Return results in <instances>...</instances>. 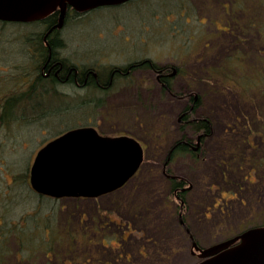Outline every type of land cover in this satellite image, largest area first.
<instances>
[{"label": "rangeland", "instance_id": "374dc122", "mask_svg": "<svg viewBox=\"0 0 264 264\" xmlns=\"http://www.w3.org/2000/svg\"><path fill=\"white\" fill-rule=\"evenodd\" d=\"M245 1L137 0L67 20L58 36L73 62L118 65L141 55L182 72L163 93L150 69L135 71L145 90L117 83L96 109L78 108L81 96L96 93L70 84L36 86L23 97L14 119L0 123V264H195L190 235L207 248L264 222V27L247 20L264 0L238 10ZM31 32L40 28L0 25V108L32 82V74L22 77L33 57L24 43ZM220 60L217 81L211 70ZM188 86L199 101L190 117H207L210 135L194 157L181 154L163 168L174 141L193 134L177 123L176 97ZM81 125L136 138L144 147L136 176L93 199L34 194L27 168L35 153ZM163 169L185 182L182 206Z\"/></svg>", "mask_w": 264, "mask_h": 264}, {"label": "water", "instance_id": "95a60500", "mask_svg": "<svg viewBox=\"0 0 264 264\" xmlns=\"http://www.w3.org/2000/svg\"><path fill=\"white\" fill-rule=\"evenodd\" d=\"M128 1L0 0V22L32 23L57 13L54 28H61L68 8L85 13ZM142 161L143 149L135 138L102 136L93 127H76L36 152L29 185L37 194L55 199L98 198L124 186ZM190 239L191 252L199 258L195 264H264V226L248 228L207 248H200L191 235Z\"/></svg>", "mask_w": 264, "mask_h": 264}, {"label": "flooded vegetation", "instance_id": "af4514ba", "mask_svg": "<svg viewBox=\"0 0 264 264\" xmlns=\"http://www.w3.org/2000/svg\"><path fill=\"white\" fill-rule=\"evenodd\" d=\"M90 11L85 12V13H77L75 11L73 12L76 14H79L80 16H83L89 13ZM64 22H65V18L63 20L62 26ZM185 22L187 23L188 21L185 20ZM233 22L236 23L237 20H233ZM238 28L239 27L237 25L234 30L236 29L238 30ZM52 29L59 30L61 28H54L53 26H50L47 32L50 33ZM126 40H127L126 43L129 41H132L130 37H127ZM140 40H142L144 42V46H146V40L145 39L143 40L141 38ZM44 45L47 47L48 46L47 42H45ZM212 48L213 47H208V50H207L208 53H210L209 49L211 51ZM98 59H99L98 61L96 60V61H91V62H84L83 64L79 62L77 64L78 68L75 73L76 77L74 78V82L76 83V88L80 91L89 89V90H92L94 93H96V95L94 94L92 96H86V97L81 96L80 99L78 100V108H86V107L91 106V108L93 107L94 109H96L100 107L102 103L106 101L108 102V100H110V96L111 95L113 96V88H114V85H117V83L120 84L118 86H126L128 88H133V91L135 92H139V93L142 92V90H145L147 86L143 84L145 83V81H142V83L140 84H138L139 81H134L133 76L135 74V71L150 69L152 73H155V79L153 80V83L155 84L157 89L163 93L171 92L172 87H173L172 84H173L174 78L178 76L179 73L182 72L181 67L178 66V64L176 63H173V62L159 63L160 61H158L157 64H160V66L158 67L156 64L153 63L151 59L144 58L141 55L140 57L138 55V57L129 59L127 61L123 60V62L118 65L110 63L108 61L109 60L108 58H105V59L98 58ZM99 62H103V64H99ZM89 75H92L91 80L89 79ZM190 89L191 88L188 86V88L186 89L188 92L186 94H182L176 97L178 102H183V106L177 117V123L182 128L187 127L189 131H192L193 134L190 136L188 135H186L185 137L183 136V138H180L174 141V143L176 142L182 143V145L186 147L191 157H194L196 154H198L202 150V144H203L204 139L210 135L209 134L210 133V121L207 117H203V116H199L195 119L194 117H192L194 116L193 114H194L195 109H197L196 107H198L199 101H198L197 96L194 94L193 90L192 89L190 90ZM191 114L192 116L190 117ZM196 121L198 122L201 121V124L199 123V125L197 126L201 125L203 127L202 131L198 133L195 132L194 127H193ZM80 127H92V126L91 125L90 126L81 125ZM96 131L102 136H107V135H103L99 130H96ZM119 136H128V135H115L111 137H119ZM130 137H133V136H130ZM172 145L168 149L167 157L163 161V165H162L163 168L168 165L169 161H171V159L174 158V155L177 154L179 151V149L175 148L174 145L172 147ZM142 149H143V155H144L143 146H142ZM33 159H32V162H33ZM30 167L31 165L27 168L28 184H29V178H30V174H29ZM140 167L135 172L133 177L136 176ZM164 172H166V169L165 170L163 169V175L165 176V178L168 179L167 180L168 183H173V181L175 182V188L173 189L172 194L175 196L176 199L182 200V196L184 192L187 190V188L184 186L185 182L181 179L179 180L177 176L168 175L167 174L168 171L166 172L167 175H165ZM33 192L34 194L40 197H43V198L47 197L49 199H55V198H51L48 196L39 195L35 191ZM199 247L202 248L201 246ZM191 254L193 253L191 252ZM193 255L196 256V254H193Z\"/></svg>", "mask_w": 264, "mask_h": 264}, {"label": "trees", "instance_id": "16d2710c", "mask_svg": "<svg viewBox=\"0 0 264 264\" xmlns=\"http://www.w3.org/2000/svg\"><path fill=\"white\" fill-rule=\"evenodd\" d=\"M131 1H137V0H131ZM138 1L140 2L142 0H138ZM246 1H245V3L242 2L240 4V7L237 9L238 10L245 9L243 6V4H245V7H246V5H248L249 7H251V10H252L251 0H248V3ZM128 2H130V1H128ZM102 8H104V7H99V8L93 9L91 11L99 10ZM185 8H187V7L186 6L182 7L183 10H186ZM231 9L234 11L236 10L235 7H231ZM71 10L72 9H69V8L67 9V12H66L67 14L65 16L64 24H66L67 20L68 21L69 20L78 21V19H80L81 16L79 14L74 13ZM261 11L264 12V3L261 5V8H259V11H257L256 13L253 11L250 12L251 16L249 18H247L248 22H252L253 19H257L255 25L259 26V24H261V28L264 27V14L261 15V19H260V17L258 19V15H260ZM177 12H180V10L178 9ZM168 13H169V11H168ZM164 15H166V14H164ZM181 17H182V15H181ZM57 19H58V14L54 13V14L48 16L47 18H45L43 20L30 23V25L35 26L36 28H38V27L40 28V32H31L30 34L28 33V34H26L28 36L24 38L25 39L24 43L26 45H31L30 48H28V46H27V49L29 52L32 53L31 56L33 55V57H30L31 63H29V69H30L31 73L29 70H28L29 73H27L25 71L23 73L22 77L24 79H26V77H25L26 75L32 74V75L27 76V80H30L29 79V77H30V78H32L31 79L32 82L28 81L27 87H26L27 90H24L22 92L20 91V92L14 94L13 96L4 97L1 100L0 123H4L5 121H7L8 118L10 119V118L14 117L12 115L15 114L17 109H19V107H20L19 104L21 103V100L23 99V97L25 95H27L28 93H30L31 91L33 92V89L36 88V86L45 85V87H46L47 85H53V86L55 85L56 86V85H62V84H70L76 88V83L74 82V78L76 77L75 73H76V70L78 68L77 64L79 62L78 63L73 62V61L69 60L68 58H66L62 55V54H64L63 49L65 47L63 46V43H62L63 41H61V38H59V36H58L59 31L63 28L64 24L61 27V29H59V30L52 29V31L50 33L47 32V30L50 26H53V27L55 26V24L57 23ZM233 20H237V19H233ZM7 24L27 26V23L23 24V23L0 22V25H7ZM261 33H263V35H264V32L261 31ZM45 42H47V44H48L47 47L44 45ZM213 49L214 48H212L211 51L209 49V52L211 53L213 51ZM77 59L78 58H76L75 60H77ZM226 60L228 61V58H226ZM221 61L219 63L217 62L216 63L217 66L213 67L211 70L212 76H214V79L217 81H218L219 77L222 75L221 70L223 68H225V65L223 66L221 64ZM239 68L240 69H237V68H234V69L241 71V66ZM89 79L90 80L92 79V75H89ZM64 80H66V81H64ZM243 89L251 91L252 87L251 86L249 87V86L243 84ZM199 123L201 124V121H199V122L196 121L194 126H193L196 133L202 131V129H203V127L201 125L197 126V125H199ZM65 131H67V130H65ZM65 131H63V132H65ZM63 132H60L58 135H60ZM206 132H207V130H206ZM50 140H48V141H50ZM48 141H46V143ZM173 145L175 148L179 149L178 153L174 155V158L180 156L181 154L188 155L191 157V155L187 151L186 147L184 145H182V143L176 142ZM173 145H172V147H173ZM25 177H26V175H24V179H25ZM174 188H175V182L174 181H173V183L168 184L169 194H172V191ZM257 226H264V222H262L261 224H259ZM254 227H256V226H254Z\"/></svg>", "mask_w": 264, "mask_h": 264}]
</instances>
